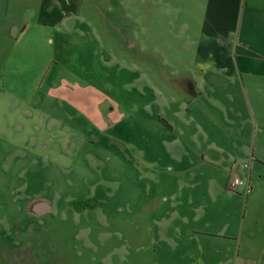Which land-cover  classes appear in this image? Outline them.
<instances>
[{
    "label": "rangeland",
    "instance_id": "obj_1",
    "mask_svg": "<svg viewBox=\"0 0 264 264\" xmlns=\"http://www.w3.org/2000/svg\"><path fill=\"white\" fill-rule=\"evenodd\" d=\"M199 8L0 0V264H212L228 252L233 263L229 238L205 235L182 251L161 236L234 226L231 204L218 207L222 190L207 197L185 185L191 156L167 143L159 118L174 106L163 103L190 99ZM221 85L209 94L237 98ZM174 194L201 197L209 212L164 199ZM40 201L49 212L36 214Z\"/></svg>",
    "mask_w": 264,
    "mask_h": 264
},
{
    "label": "crops",
    "instance_id": "obj_2",
    "mask_svg": "<svg viewBox=\"0 0 264 264\" xmlns=\"http://www.w3.org/2000/svg\"><path fill=\"white\" fill-rule=\"evenodd\" d=\"M194 1H199L201 8L197 9L200 14L193 18L192 25L198 32L193 54L197 61L185 73L190 99L163 103V106L170 103L174 106L169 107L170 118H159L169 129L163 136H169L167 143L177 147L176 152L191 156L183 168L185 185L204 187L202 194L205 192L207 197L216 198L222 190L225 201L218 203V207L226 202L231 204L229 216L234 218V226L228 230L230 221L223 220L221 230H208L204 226L186 228L188 233L176 226L170 230L163 228L161 236L182 251L190 240L198 242L205 235L229 238L232 247L228 251L235 252L232 264H261L264 255V0ZM219 84L233 88L237 98L221 100L209 94L208 86ZM245 161L246 167L242 165ZM169 169L177 171L178 167L175 164ZM232 173L251 183L248 194L226 189ZM200 198L176 194L164 197L174 205L190 204L197 217L209 212L206 206L198 205ZM210 201L216 202L211 198ZM229 254L227 258L213 260L212 264L230 263L233 257Z\"/></svg>",
    "mask_w": 264,
    "mask_h": 264
},
{
    "label": "built area",
    "instance_id": "obj_3",
    "mask_svg": "<svg viewBox=\"0 0 264 264\" xmlns=\"http://www.w3.org/2000/svg\"><path fill=\"white\" fill-rule=\"evenodd\" d=\"M242 165L246 167L248 166V162L245 161ZM227 186L233 190H241L244 194H248L252 189L250 182L244 180L241 176L235 173L230 174Z\"/></svg>",
    "mask_w": 264,
    "mask_h": 264
},
{
    "label": "water",
    "instance_id": "obj_4",
    "mask_svg": "<svg viewBox=\"0 0 264 264\" xmlns=\"http://www.w3.org/2000/svg\"><path fill=\"white\" fill-rule=\"evenodd\" d=\"M33 208L37 214H43L45 212L50 211L51 205L48 202L40 201V202L35 203ZM261 264H264V255H263Z\"/></svg>",
    "mask_w": 264,
    "mask_h": 264
},
{
    "label": "flooded vegetation",
    "instance_id": "obj_5",
    "mask_svg": "<svg viewBox=\"0 0 264 264\" xmlns=\"http://www.w3.org/2000/svg\"><path fill=\"white\" fill-rule=\"evenodd\" d=\"M49 212V211H48ZM45 213H47V212H45ZM37 214V213H36Z\"/></svg>",
    "mask_w": 264,
    "mask_h": 264
}]
</instances>
